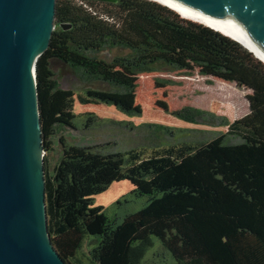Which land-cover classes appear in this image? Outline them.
<instances>
[{"label":"trees","instance_id":"16d2710c","mask_svg":"<svg viewBox=\"0 0 264 264\" xmlns=\"http://www.w3.org/2000/svg\"><path fill=\"white\" fill-rule=\"evenodd\" d=\"M97 3L104 8L97 9ZM105 49L129 51L122 63L131 76L166 66L235 84L250 92L249 113L215 137L163 144L150 153L71 144L59 135L63 128L77 130L75 98L82 105L103 101L62 88L54 64L61 61L76 76L106 82L118 94L132 93L124 79L89 56ZM61 50L68 54L59 55ZM72 56L89 62H75ZM36 82L47 228L66 264H142L156 244L174 264H264V62L252 52L152 0H56L55 29L36 64ZM175 115L187 122L205 120L198 110ZM82 116H88L85 130L96 126L94 115ZM144 127L170 137L174 131ZM56 140L60 154L52 164ZM122 181L133 188L116 205L129 196L147 204L118 222L94 199Z\"/></svg>","mask_w":264,"mask_h":264},{"label":"water","instance_id":"95a60500","mask_svg":"<svg viewBox=\"0 0 264 264\" xmlns=\"http://www.w3.org/2000/svg\"><path fill=\"white\" fill-rule=\"evenodd\" d=\"M176 1L230 19L264 44V0ZM55 14L56 0H0V264H66L47 228L36 82V64L49 49Z\"/></svg>","mask_w":264,"mask_h":264},{"label":"rangeland","instance_id":"374dc122","mask_svg":"<svg viewBox=\"0 0 264 264\" xmlns=\"http://www.w3.org/2000/svg\"><path fill=\"white\" fill-rule=\"evenodd\" d=\"M95 6L97 9L104 8L101 3ZM57 53L65 55L68 51ZM128 53L124 49H105L98 54L90 53L89 56L115 78L124 79L125 85L134 88L129 94H118L117 88L110 87L106 82L76 76L61 61L54 64V72L62 88L103 101L100 105H82L76 97L73 111L80 116L77 130L63 128L59 137L63 136L75 145L97 146L105 152L144 148L145 153H150L163 144L183 141L196 143L215 137L227 131L226 124L249 113L246 96L250 92L239 89L235 84L202 76L198 71H176L166 66H159L151 73L131 76L126 73L122 63V58ZM72 57L75 62H89L80 56ZM104 101H112L114 104L109 105ZM184 109L200 111L205 120L187 122L176 117L175 113ZM87 113L94 115L98 122L96 126L85 130L83 124L88 116L82 115ZM147 124L174 129L172 137L157 129L144 127ZM59 154L60 146L56 140L55 152L49 157L52 164L58 160ZM132 188L129 181L114 183L107 192L95 197L94 204L103 206L110 219L121 222L126 215L137 212L147 204L146 199L133 196L128 197V202L115 204ZM170 258L164 248L156 244L149 250L142 264H174Z\"/></svg>","mask_w":264,"mask_h":264},{"label":"bare ground","instance_id":"6f19581e","mask_svg":"<svg viewBox=\"0 0 264 264\" xmlns=\"http://www.w3.org/2000/svg\"><path fill=\"white\" fill-rule=\"evenodd\" d=\"M166 5L175 12H178L183 18L202 23L206 26L212 27L221 33L233 37L245 47L252 51L258 59L264 62V44L258 40L251 31L244 26L217 15L203 12L201 10L193 9L185 6L176 0H152Z\"/></svg>","mask_w":264,"mask_h":264},{"label":"flooded vegetation","instance_id":"af4514ba","mask_svg":"<svg viewBox=\"0 0 264 264\" xmlns=\"http://www.w3.org/2000/svg\"><path fill=\"white\" fill-rule=\"evenodd\" d=\"M90 1H97V0H90Z\"/></svg>","mask_w":264,"mask_h":264}]
</instances>
